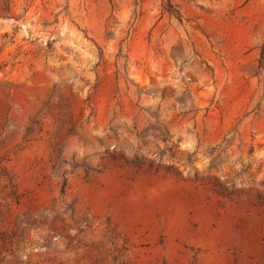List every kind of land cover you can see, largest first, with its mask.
Masks as SVG:
<instances>
[{"label": "rangeland", "instance_id": "374dc122", "mask_svg": "<svg viewBox=\"0 0 264 264\" xmlns=\"http://www.w3.org/2000/svg\"><path fill=\"white\" fill-rule=\"evenodd\" d=\"M0 264H264V0H0Z\"/></svg>", "mask_w": 264, "mask_h": 264}]
</instances>
